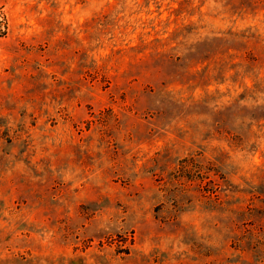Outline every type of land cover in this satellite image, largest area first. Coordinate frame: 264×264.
Segmentation results:
<instances>
[{
    "label": "rangeland",
    "instance_id": "1",
    "mask_svg": "<svg viewBox=\"0 0 264 264\" xmlns=\"http://www.w3.org/2000/svg\"><path fill=\"white\" fill-rule=\"evenodd\" d=\"M0 264H264V0H0Z\"/></svg>",
    "mask_w": 264,
    "mask_h": 264
}]
</instances>
